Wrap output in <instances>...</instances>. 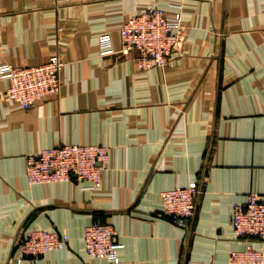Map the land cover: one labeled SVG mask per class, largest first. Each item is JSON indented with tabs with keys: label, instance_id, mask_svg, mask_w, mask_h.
Masks as SVG:
<instances>
[{
	"label": "crops",
	"instance_id": "0c3cea01",
	"mask_svg": "<svg viewBox=\"0 0 264 264\" xmlns=\"http://www.w3.org/2000/svg\"><path fill=\"white\" fill-rule=\"evenodd\" d=\"M150 7L181 12L188 35L167 66L142 70L121 53V28ZM55 54L60 93L31 109L5 100L0 80V264H227L245 247L233 206L264 198V0H0V65ZM61 144L109 147L100 187L28 182L27 155ZM191 183L202 192L181 228L161 193ZM96 219L118 231L119 263L87 255ZM29 229L69 241L20 260Z\"/></svg>",
	"mask_w": 264,
	"mask_h": 264
},
{
	"label": "built area",
	"instance_id": "2783aa9c",
	"mask_svg": "<svg viewBox=\"0 0 264 264\" xmlns=\"http://www.w3.org/2000/svg\"><path fill=\"white\" fill-rule=\"evenodd\" d=\"M188 27L181 12H167L150 7L130 17L121 28V53L135 55L142 70L165 67L179 52L187 38ZM102 51L112 50L109 34L101 35ZM64 62L59 54L42 65L13 67L0 65V80L8 87L3 95L7 101L31 109L41 101L59 95ZM110 149L105 145L61 144L29 153L26 157V175L31 185L52 184L78 179L90 189L101 186L103 173L108 168ZM200 186L191 183L163 191L162 216L181 228H187L197 209ZM235 236L245 243L241 250L229 254L227 264H264V252L255 246L264 241V198L257 193L248 195L243 204H235L230 220ZM69 237L57 231L29 229L18 241L19 259L42 256L65 247ZM87 255L119 263V233L114 226L96 219L84 232Z\"/></svg>",
	"mask_w": 264,
	"mask_h": 264
}]
</instances>
